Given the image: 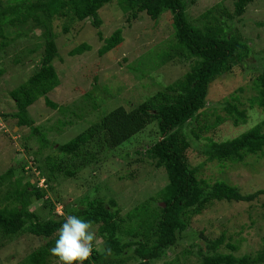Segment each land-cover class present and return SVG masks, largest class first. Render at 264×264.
Instances as JSON below:
<instances>
[{
    "label": "rangeland",
    "instance_id": "obj_1",
    "mask_svg": "<svg viewBox=\"0 0 264 264\" xmlns=\"http://www.w3.org/2000/svg\"><path fill=\"white\" fill-rule=\"evenodd\" d=\"M235 1L187 0V15L197 25H204L198 18L211 9L216 16L222 14L223 19H227L228 15L234 13ZM3 2L7 5L15 1ZM220 6L223 8L220 9ZM99 15L102 20L100 27L95 28L92 20L87 19L71 23L68 33L63 32L68 20L55 21L60 58L55 60L54 66L61 83L48 94V98L58 108L49 107L42 98L29 108L35 125L52 144L68 143L117 107L131 110L181 79L190 70L191 63L178 58L166 64L160 63L161 56L173 40L170 14H164L158 23L145 13L138 14L135 20L132 11L125 12L120 1L114 0L104 6ZM233 23L235 29L250 43L253 54L245 63L234 67L210 85L207 107L185 127L183 134H187L191 142L186 152L189 164L192 168H199L201 179L210 185L224 180L239 188L244 195H249L264 190V155H249L242 163H220L208 162L201 154L202 145L209 139L217 142L234 139L264 120L263 110L248 109V100L256 93L252 89L253 80L264 69V0H254L244 16L235 18ZM31 26L30 23H18L12 29L10 39L22 30L29 32ZM119 29H122L123 43L109 53L100 55L105 39ZM40 33V30L34 29L28 35L11 41L0 58V70L4 71L0 77V176L10 168L17 169L12 183L2 187L0 194L5 195L11 189L15 191V186L19 185L17 181H21L22 186L30 184L29 190H44L46 197L30 206V212L38 214L42 222L51 219L52 215L55 219H65L91 204L96 207L98 201L113 199L117 219L124 220L127 227L133 209L157 198L158 192L167 184L165 171L157 170L145 156V151L161 139L158 126L156 123L149 125L99 164L83 166L76 176L70 177L64 171L57 170L56 177L47 182L36 167L37 162H46L48 156L60 160L63 155L53 148L39 152L40 143L35 137L30 138L31 130L28 127L17 128L15 119L2 118L4 114L16 111L10 93L24 85L41 64L43 49L38 46L43 44V40L39 38ZM99 33H102L103 38ZM82 44L89 45L91 50L70 56V52ZM35 49H38L37 52L31 53ZM94 86H99V90L94 91ZM240 88H245V92L239 93ZM91 91L96 97L93 99L102 105L97 111L92 108L95 100L87 97L84 100V96ZM235 95H239L246 105L241 108L248 109L247 123L234 126L231 120H227L216 125L218 116H227L225 104L232 101ZM67 106L70 107L68 112L63 111ZM71 110L81 115V118L71 116ZM73 120H76L75 125ZM26 145L28 150L25 149ZM60 163L57 166L64 167L67 164L69 168H74L82 165L72 157H68L66 163ZM22 166L25 167L23 172ZM33 199L36 200L35 197ZM94 230L98 238L94 249L100 254L104 253V239L98 235L97 227ZM223 234L227 239L225 243L237 246L234 252L237 257L246 255L255 258L264 253V194L249 202L213 203L191 220L178 244L152 264H199L200 249L207 251L206 240H216ZM56 236L57 233L53 237ZM123 238L126 239V236ZM49 242V239L28 233L12 240L0 236V264H19ZM54 246L55 243L51 247ZM134 250V247L127 249L123 257H133ZM188 251L193 254L188 255ZM220 251L231 252L226 244ZM48 260L49 264H59L58 258L51 252ZM127 264L137 262L132 259Z\"/></svg>",
    "mask_w": 264,
    "mask_h": 264
},
{
    "label": "trees",
    "instance_id": "obj_2",
    "mask_svg": "<svg viewBox=\"0 0 264 264\" xmlns=\"http://www.w3.org/2000/svg\"><path fill=\"white\" fill-rule=\"evenodd\" d=\"M14 1V4L9 2L6 5L0 0V58L11 41L28 35L34 29L41 31L39 38H42L43 44L38 47L43 49V56L41 64L28 81L10 93L16 111L4 114L2 118L15 119L18 128L28 127L31 130L30 138L35 137L40 143L39 152L53 148L63 155L60 160L48 156L46 162H37L36 167L47 182L56 177L57 170L74 177L83 166L99 164L151 124H157L161 136L158 142L145 151V156L157 170L165 171L167 184L158 192L157 198H152L151 201L133 209L129 214L130 221L127 227L124 220L118 221L115 213L116 203L113 199L108 202L98 201L96 207L91 204L75 214L86 221H92L94 227H97L98 235L104 239V253L100 254L94 249L84 264H127L132 259L137 264H152L167 255V252L178 244L191 220L209 209L213 203L249 202L264 194L262 190L244 195L239 188L229 185L224 180L210 185L201 179L199 168H192L189 164L186 152L191 147V142L187 134H183L185 127L195 121L200 112L207 107L210 85L234 67L245 63L253 54L250 43L243 38L238 29H235L233 20L244 16L254 0H236L234 13L228 15V20L223 19L222 14L216 16L211 9L198 18L204 25H197L189 19L187 0H119L125 12H133L132 18L135 20L138 14L145 13L158 23L164 14H170L173 40L169 49L161 56L160 63L166 64L178 58L190 62V70L181 79L169 84L142 104L131 110L123 106L117 107L97 119L68 143L59 145L47 140L46 134L35 125L29 113V108L41 98L49 107L58 108V105L48 98V94L61 83L54 66L55 60L60 58L55 21L68 20L63 26L64 33L70 31L71 23L87 19H91L93 26L98 28L102 25L99 11L114 0ZM222 8L220 6V9ZM18 23H30L32 26L29 32L22 30L10 39L12 29ZM99 36L103 38L102 33H99ZM123 41L122 29H119L105 39L106 43L100 50V55L103 56L119 47ZM37 50H31V53H36ZM89 50H91L89 45L82 44L72 50L70 56L81 55ZM3 74L4 71L0 70V77ZM253 84L252 89L256 93L248 100V109L259 108L264 111V69L253 80ZM98 88L99 86H94V91L99 90ZM238 91L244 93L245 88ZM86 97L89 100L96 98L92 91L84 96V100ZM245 106L240 96L235 95L232 101L225 104L227 116H218L216 125L227 120H231L234 126L247 123L248 109L241 108ZM101 107L100 102L96 100L92 102L93 110L97 111ZM68 109L70 107L67 106L63 111L68 112ZM69 114L76 119L81 118L75 111L71 110ZM75 121L73 120V125ZM202 146L201 154L208 162L242 163L249 155H264V120L234 139L222 142L209 139ZM25 149L28 150L27 145ZM68 157L77 159L82 165L74 168H69L67 164L64 167L57 166L61 165L60 162L66 163ZM24 169L22 166L21 171ZM16 170L10 168L0 176V192L2 187L12 183ZM17 183L20 187L16 185L15 191L11 189L5 195L0 194V236L12 240L28 233L49 239L47 245H42L19 263L49 264L51 246L58 239V236H53L65 219H55L52 215L51 219L42 222L38 214L30 212V206L46 197L44 190L39 188L29 190L30 184L22 186L21 181ZM123 236H126V239ZM226 240L225 234L216 240L207 239V251L203 249L199 251L201 257L199 264H264V253L258 254L255 258L246 255L237 257L234 254L237 246L225 243ZM224 244L231 250L230 253L220 251ZM133 247L134 256L124 258V252ZM107 249H111L110 255ZM188 253L193 254L192 251Z\"/></svg>",
    "mask_w": 264,
    "mask_h": 264
},
{
    "label": "clouds",
    "instance_id": "obj_3",
    "mask_svg": "<svg viewBox=\"0 0 264 264\" xmlns=\"http://www.w3.org/2000/svg\"><path fill=\"white\" fill-rule=\"evenodd\" d=\"M57 234L58 239L50 252L58 258L59 264H84L92 255L98 239L93 222L75 215L66 216ZM107 252L110 255L111 249Z\"/></svg>",
    "mask_w": 264,
    "mask_h": 264
}]
</instances>
